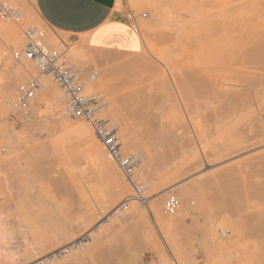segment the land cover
Masks as SVG:
<instances>
[{
	"label": "rangeland",
	"instance_id": "obj_1",
	"mask_svg": "<svg viewBox=\"0 0 264 264\" xmlns=\"http://www.w3.org/2000/svg\"><path fill=\"white\" fill-rule=\"evenodd\" d=\"M0 1L24 12L19 24L11 23L17 34L20 35L21 28L34 25L45 37L55 38L53 45L67 47L69 62L83 77H94L88 86L103 97L105 107L100 118L114 125L122 148L136 159L134 184L128 183L115 167L125 186L119 188L90 143L79 138V132L73 138L54 141L57 130L61 131L66 124L87 123L67 116L60 91L51 85L48 99L40 98L38 104L54 99L56 107L41 106L37 111L34 109L27 125L16 123L10 108L2 113L5 110L1 109V88L9 76L0 67L1 264L14 257L25 244L32 242L31 246L39 247L56 236L58 244L44 252L53 253L46 256L63 255L62 264H131L124 260L133 256L132 264H154L159 256L168 254L170 247L156 230L147 227L141 232L136 225L139 217L136 214L145 210L147 204L164 210L169 194H175L181 202L176 214L182 221L171 236L174 246L190 252V263L185 264H264V135L253 133L250 116L252 110L258 111L256 118L261 124L264 44L261 49L259 38L253 39L258 42L253 43L254 49L246 46L252 44L249 42L252 38L246 44H242L246 38L242 40L238 50L229 49L234 36L211 31L205 22L198 20L195 16L200 8L198 0H120L123 22H129V13L137 18L138 31H142L137 32L141 48H104L91 43L84 45L86 48L83 46L86 60L70 59L69 52L79 42H72L36 21L33 11L30 12L32 0ZM172 9L174 14H170ZM215 9L212 12L209 9L208 14L220 18L225 8ZM28 10L33 14L29 16L32 23L28 21ZM153 14L162 19L154 20ZM164 15L174 21L177 18V29L181 31L170 28L173 25L168 23L169 18L161 17ZM197 37L200 42L196 41ZM11 47L0 40V52L6 53L8 65L10 52L15 49ZM255 48L256 52H252ZM137 57L148 61L142 62L145 60ZM131 64L132 68H128ZM184 67L188 69L186 72ZM167 73L185 85L184 93L182 86L181 89L180 85L175 86L176 81L171 84ZM200 73L212 75L209 78L215 86L219 82L216 88L207 89V85L200 83L202 79L197 77ZM187 75L192 81L183 84ZM22 80L21 76L15 77L13 95ZM194 85L203 93L193 88ZM58 97L61 99L56 100ZM58 103L64 105L60 111L65 115L59 112ZM8 121L18 130L16 138L9 136L12 142L4 131L10 125ZM89 129L95 138L90 126ZM9 148L15 150L11 152ZM7 162L14 165L7 166ZM169 189L173 191L167 193ZM48 213L55 219L59 217L58 223L51 216L47 218ZM43 216L51 219V226L46 223L48 220L43 221ZM55 224L64 232L63 237ZM199 248L204 252L191 254Z\"/></svg>",
	"mask_w": 264,
	"mask_h": 264
},
{
	"label": "bare ground",
	"instance_id": "obj_2",
	"mask_svg": "<svg viewBox=\"0 0 264 264\" xmlns=\"http://www.w3.org/2000/svg\"><path fill=\"white\" fill-rule=\"evenodd\" d=\"M156 1V0H155ZM158 1V0H157ZM166 1V0H165ZM165 1H163V2H165ZM168 2H170L169 0H167ZM166 1V2H167ZM185 2H186V0H184ZM190 1V0H189ZM193 1V0H192ZM199 2V4L201 5H199L198 3V5H199V10L197 11V12H195V16L196 17H198L199 19L198 20H201V22H205L204 23V25L205 26H207V28H209L211 31H214V32H219V31H223V32H225V33H227V34H231V35H233L234 36V38H235V40L233 41V43L231 44V47H229V49L231 48V49H233V50H238V49H240L239 47L241 46H239L238 47V45L242 42V40L243 41H245L244 39L246 38V42L244 43H242V44H246V43H248L247 42V39L248 38H252L249 42H251L252 44H250L249 45V43L246 45L248 48H249V46H251L250 47V49L249 50H251L252 48L254 49V47H253V43L254 44H256V42L257 41H254L255 40V38H259V40H260V48L262 49V46H263V44H264V0H198ZM29 2V1H28ZM171 2H173V1H171ZM175 2V1H174ZM182 2V1H181ZM188 2V1H187ZM196 2H197V0H196ZM27 5L26 6H30L31 4L29 3H26ZM32 4L34 5V0H32ZM165 4V3H164ZM169 4V3H168ZM182 4H184V3H182ZM185 4H187V3H185ZM195 4V3H194ZM33 5H31L29 8H30V12L32 13V11H33V14H34V18L36 19V21H39L40 23H43L42 25H46L42 20H41V18L38 16V14H37V12H36V9L34 8L35 6H33ZM157 5V4H156ZM160 5V4H159ZM158 5V6H159ZM166 5V4H165ZM170 5V4H169ZM172 5H173V3H172ZM172 5L170 6V8L172 7ZM168 5H166L165 7H167ZM173 6H175V3H174V5ZM183 6V5H182ZM197 6V5H196ZM222 7V8H225V11H224V9L222 10L223 12V14H222V17H221V14H220V18L217 16V15H211L210 13L212 12V10L211 9H215L216 7H218V8H220V7ZM177 7V6H176ZM175 7V8H176ZM33 8V9H32ZM168 8V7H167ZM186 8V7H185ZM27 9V8H26ZM177 9V8H176ZM187 9V8H186ZM211 10V12H210V10ZM164 10H166V9H164ZM173 11H170V14L172 13V12H175V9H172ZM216 10V9H215ZM188 11H190V10H188ZM208 11L210 12L209 14H208ZM28 12H29V10H28ZM28 13V21L29 22H34L33 20H32V18H29V16L31 15H33V14H31V13ZM166 12H167V10H166ZM192 12V11H191ZM176 13H179V12H176ZM183 13V12H182ZM188 13V12H187ZM172 14H174V13H172ZM180 14V13H179ZM193 14V13H192ZM191 14V15H192ZM19 15L21 16V17H24V12L22 11V10H19ZM159 15H160V13H159ZM185 15L183 14V17H184ZM194 16V15H193ZM214 16H216V17H214ZM161 17H163L164 19L165 18H167V20H168V18H169V16H161ZM186 17V16H185ZM184 17V18H185ZM195 17V18H196ZM27 18V17H26ZM151 18H154V20L156 19V20H159V19H162V18H160L159 16H157L156 14H153L152 15V17ZM182 18V17H181ZM193 18V17H192ZM163 19V20H164ZM174 19V18H173ZM173 19H171V18H169V21H168V23H170V24H172L173 25V27L171 26L170 28H172L174 31H176V32H180L181 31V29H180V31H178V27H177V24L176 23H178V21H176L177 20V18H176V20L174 21ZM166 20V21H167ZM27 21V22H28ZM188 21H189V19H188ZM193 21V20H192ZM191 21V22H192ZM153 23H154V21H152ZM157 22H159V21H157ZM180 23V22H179ZM184 23V22H183ZM194 23V22H193ZM197 23V22H196ZM202 23V24H203ZM176 24V25H175ZM185 24V23H184ZM191 24V23H190ZM178 25H180V24H178ZM191 25H193V24H191ZM199 26L201 25V24H198ZM34 26V25H33ZM167 26H168V24H167ZM176 26V27H175ZM190 26V25H189ZM198 26V27H199ZM182 27V26H181ZM181 27H179V28H181ZM186 27V26H185ZM184 27V28H185ZM188 27V26H187ZM191 27V26H190ZM190 27H189V29H190ZM193 27H194V25H193ZM195 27H196V25H195ZM183 28V27H182ZM192 29V28H191ZM184 31V30H183ZM138 32H140V31H138ZM142 32V31H141ZM140 32V33H141ZM168 32H173V31H171V30H169ZM175 32V33H176ZM190 32V31H189ZM188 32V33H189ZM223 32H219V33H223ZM185 33V32H184ZM188 33H186V34H188ZM171 34V33H170ZM176 35V34H175ZM175 35H174V37H175ZM183 35V34H182ZM179 36V35H178ZM185 36V35H184ZM193 36V35H192ZM191 36V37H192ZM47 37V36H46ZM170 37V36H169ZM173 37V38H174ZM187 37H188V35H187ZM196 37V36H195ZM172 38V39H173ZM179 38V37H178ZM177 38V39H178ZM198 38V37H197ZM196 38V39H197ZM183 39H184V37H183ZM189 39L191 40V38H190V34H189ZM254 39V40H253ZM0 40L5 44V46H12V47H14L15 49H19L21 46H22V44H23V41H22V39H21V37H20V35L19 34H17L15 31H14V28H13V26H11V23H3V22H0ZM174 40H175V38H174ZM195 40V39H194ZM194 40H192V41H194ZM187 41V40H186ZM196 41H199V38H198V40H196ZM201 41V40H200ZM199 41V42H200ZM254 41V42H253ZM46 42L47 43H49V44H54L55 42H56V40H55V38L54 37H52V36H48L47 38H46ZM185 42V41H184ZM226 42V41H225ZM179 43H181V42H179ZM192 43V42H191ZM227 43V42H226ZM230 42H228V44H229ZM258 43V42H257ZM263 43V44H262ZM59 44V43H58ZM57 43H56V47H61V45H58ZM146 44V43H145ZM183 44V43H182ZM198 44H201V43H198ZM262 44V45H261ZM63 45V44H62ZM84 45H87L86 43H85V41L84 40H81L76 46H75V48H73L70 52H69V54H68V57L70 58V59H77V60H79V59H81V60H86L85 59V51H84V49H83V46ZM172 45V44H171ZM181 45V44H180ZM184 45V44H183ZM182 45V46H183ZM191 45V44H190ZM193 45H195V43L193 44ZM230 45V44H229ZM176 46V45H175ZM245 45H243L242 47H244ZM246 46L243 48V50H245L246 49ZM256 46V45H255ZM11 47V48H12ZM85 47V46H84ZM171 47V46H170ZM179 47V46H178ZM185 47V46H184ZM192 47V46H191ZM237 47H238V49H237ZM264 47V46H263ZM86 48V47H85ZM173 48V47H172ZM194 48V47H193ZM257 48V47H256ZM255 48V50L253 51L252 50V52H256V49ZM195 49V48H194ZM197 49V48H196ZM178 50V49H177ZM186 50V49H185ZM226 50V49H225ZM242 50V51H243ZM264 49H262V51H263ZM173 51V50H172ZM176 51V50H175ZM187 51V50H186ZM231 51V50H230ZM261 51V50H260ZM4 51L2 50L1 52H0V67H1V70L4 72V73H8V76H9V79L5 82V85H3V87L1 88V96H2V104H1V109L2 110H5L4 112L2 111V113L4 114L5 112H6V110H8L9 108H10V105H11V103L13 102V100H14V96L15 95H13V93H11L12 91H11V89H12V86H13V84H14V82H15V77H17V76H21L22 78H24V75H23V71L21 70V68L19 67V66H15L14 64H12V62L10 63L9 61V64L10 65H8V63H7V56H6V53H3ZM181 52V51H180ZM203 52V51H202ZM207 52V51H206ZM205 52V53H206ZM258 52V51H257ZM109 53V52H108ZM149 53V52H148ZM182 53V52H181ZM199 53V52H198ZM248 53V52H247ZM87 54V53H86ZM91 54V53H90ZM200 54V53H199ZM225 54V53H224ZM249 54H250V52H249ZM92 55V54H91ZM95 55V54H94ZM174 55V54H173ZM205 55V54H204ZM209 55V54H208ZM226 55H227V53H226ZM240 55H241V53H240ZM245 55V54H244ZM90 56V55H89ZM97 56V55H96ZM141 56V55H140ZM144 56V55H143ZM168 56V55H167ZM220 56V55H219ZM246 56V55H245ZM250 56V55H249ZM169 57H170V55H169ZM180 57V56H179ZM206 57V56H205ZM204 57V58H205ZM225 57V56H224ZM98 58V57H97ZM138 58V57H137ZM135 59V60H145V61H142V62H146V61H148V59L147 58H144V57H142L143 59H140V58H138V59ZM171 58V57H170ZM169 58V59H170ZM182 58V57H181ZM246 58H247V56H246ZM89 59V58H88ZM154 59V58H153ZM175 59V58H174ZM179 59V58H178ZM203 59V58H202ZM201 59V60H202ZM93 60V59H92ZM128 60V59H127ZM180 60V59H179ZM183 60V59H182ZM200 60V59H199ZM198 60V61H199ZM204 61H206L205 59H203ZM207 60H208V58H207ZM214 60V59H213ZM256 60V59H255ZM131 61V60H130ZM141 61H137L138 63L139 62H141ZM175 61H177V60H175ZM168 62V61H167ZM197 62V61H196ZM215 62V61H214ZM217 62V61H216ZM250 62H251V60H250ZM127 63H129V62H127ZM176 63V62H175ZM224 63H225V60H224ZM121 64V63H120ZM122 64H124V63H122ZM140 64V63H139ZM142 64V63H141ZM147 64V63H146ZM193 64V63H192ZM195 64V63H194ZM193 64V66H195ZM204 64V63H203ZM220 64V63H219ZM73 65V64H72ZM212 65V64H211ZM221 65H222V63H221ZM226 65H227V63H226ZM132 66V64L131 65H129V67L128 68H130ZM170 66V65H169ZM177 66V65H176ZM182 66L183 65H181V68H182ZM198 66H199V64H198ZM146 67H147V69H150L151 70V66L149 65V64H147L146 65ZM207 67V66H206ZM214 67V66H213ZM132 68V67H131ZM140 68V67H139ZM185 68V67H184ZM198 68V67H197ZM133 69H136V67L134 68V66H133ZM177 69V68H176ZM183 69V68H182ZM182 69H181V71H182ZM212 69V68H211ZM218 70H220V68L218 67L217 68ZM226 68L224 67L223 68V70H225ZM178 70V69H177ZM186 70H188L187 68H185V72H186ZM196 70V69H195ZM222 70V69H221ZM220 70V71H221ZM184 71V70H183ZM194 71V70H193ZM164 72L165 71H161V74H164ZM203 72H205V71H203ZM207 72V71H206ZM223 72V71H222ZM193 73V72H192ZM210 73V72H209ZM208 73V74H209ZM216 73V72H215ZM241 73V72H240ZM187 74H188V72H187ZM194 74V73H193ZM205 74L208 76V74L207 73H200L199 75H201V78H200V76L199 75H197V77L199 78V80L200 79H202L201 81H199L200 83H203V84H205V85H207V89L210 87V86H212V87H215L216 88V86H217V84L219 83H217L216 84V86H215V83L209 78V77H211V76H209V77H207V76H205ZM211 74H213V73H211ZM225 74V73H224ZM223 74V75H224ZM94 75V74H93ZM169 74L167 73V78L171 81V84L173 83V81H176L175 79H173L174 77L171 75V73H170V75L168 76ZM180 75H181V73H180ZM182 75H185L184 73L182 74ZM190 75V74H189ZM11 76V77H10ZM96 76V75H95ZM203 76V77H202ZM214 76V75H213ZM184 77V76H183ZM183 77H181V78H183ZM187 77H188V75H187ZM94 77L92 76H90V77H87V79H88V85H89V83L91 84V81H92V79H93ZM166 78V79H167ZM217 78V77H216ZM215 77H213V79H216ZM178 79H179V77H178ZM192 78L191 77H188V78H184V80H183V84H186V83H188V82H190V81H192L191 80ZM195 79V78H194ZM193 79V80H194ZM197 79V78H196ZM180 80V79H179ZM170 81H169V83H170ZM216 81V80H215ZM219 81V80H218ZM177 82V81H176ZM181 81H179V82H177V85H175L176 83L174 82V85L175 86H179L181 83H180ZM168 83V82H167ZM180 83V84H179ZM193 83V82H192ZM195 83H197V82H195ZM214 84V85H213ZM50 85L51 86H54V85H52L51 83H50V81H48V80H45L44 81V90L37 96V99H36V101H35V104H34V106H33V108H32V110L34 111V109H36L35 111H37L38 109H41L42 107L41 106H44V109L45 108H49V107H56V105H54L55 104V100L53 99H51V100H46V101H44V103L41 105V104H38V100H39V102H41L40 101V98H47L48 99V96H49V91H50ZM170 85V84H169ZM173 85V86H174ZM220 85V84H219ZM229 85V84H228ZM92 86V85H91ZM170 86H172V85H170ZM182 85H180L179 86V89H181V88H183V90H182V92L184 91V86L185 85H183L182 87H181ZM195 86V85H194ZM55 87V86H54ZM53 87V88H54ZM181 87V88H180ZM197 87H199L198 85H197ZM211 87V88H212ZM222 87V86H221ZM56 88V87H55ZM172 88V87H171ZM193 88H195L196 89V86L195 87H193ZM175 89H176V87H175ZM178 89V88H177ZM198 89V88H197ZM196 89V90H197ZM210 90H212V89H209V93H211L210 92ZM197 91H201L202 92V90H197ZM204 91H205V89H204ZM177 92V91H176ZM214 92H217L216 90H214ZM174 93V92H173ZM180 93V92H179ZM184 93V92H183ZM200 93V92H199ZM203 93V92H202ZM213 93V92H212ZM60 94H61V92H60ZM182 94V93H181ZM197 94V93H196ZM205 94V93H204ZM208 94V93H207ZM170 95V94H169ZM178 95V94H177ZM193 95H194V93H193ZM61 96H62V94H61ZM179 96V95H178ZM185 95H183V97H184ZM190 96H191V93H190ZM189 95L187 96V97H190ZM196 96H198V94L196 95ZM63 98V97H62ZM177 98V97H176ZM175 98V99H176ZM179 98V97H178ZM193 98H194V96H193ZM59 99H61V98H56V100H59ZM64 100V99H63ZM184 100V99H183ZM182 100V101H183ZM180 102H181V100H180ZM260 104L259 105H262V104H264V95L263 96H261V98H260ZM183 104V103H182ZM58 106H59V112H62V111H60L61 109H63V107H64V105L63 104H61V103H58ZM178 107V106H177ZM8 108V109H7ZM64 112L66 111L65 110V108H64V110H63ZM41 112V111H40ZM64 112H62V114L63 115H65L64 114ZM258 111H256V112H254L253 110L251 111V113H250V116L252 117H250L251 119H252V126H251V130L253 131V133L255 134H258L259 136L262 134V135H264V124L261 122V124L259 123V121H258V119L256 118V115L258 114L257 113ZM2 114V115H3ZM7 114V113H6ZM60 114V113H59ZM260 114V113H259ZM61 115V114H60ZM255 119H257V120H255ZM12 120V119H11ZM27 122H29L28 120H24V121H21L20 122V125H27ZM63 122H65V119L63 120ZM10 123H12V121L11 122H9L8 121V124H10ZM15 123V122H14ZM16 123H17V121H16ZM13 125H15V124H13ZM13 125H7L4 129V131H5V134H6V138L7 139H9L11 142H12V138H10V137H13V136H15V137H13V138H16L17 136V132H18V130H17V132H16V130L14 129V126ZM19 125V124H18ZM19 125V126H20ZM21 127V126H20ZM16 129H19V128H16ZM79 132V138L80 139H82V140H87V141H85V142H88V143H90L89 145H90V148L93 150V152H94V154L102 161V163H103V165H104V167L111 173V175L113 176V180L115 181V183L118 185V187L119 188H121L122 186L123 187H125L124 186V184H123V181L121 180V177H120V175H119V172H117V170H116V168H115V166H114V164L108 159V157L106 156V153H105V151H104V148H103V145H102V143L100 142V141H98V140H96L95 138H93L92 137V133H91V131H90V129H89V126H87V124H66L65 126H63V129L60 131V130H57V133L55 134L57 137L54 139V141H59V140H63L64 138H67V137H75L74 136V133H78ZM51 135V134H50ZM49 135V136H50ZM261 135V136H262ZM10 136V137H9ZM78 137V136H77ZM262 138V137H261ZM69 139V138H68ZM67 139V140H68ZM95 139V140H94ZM14 141V140H13ZM62 142V141H61ZM9 150L12 152L13 150H15V148H9ZM22 150H24V149H22ZM22 150H20L19 149V151L20 152H23ZM19 151H17L18 153H20ZM16 152V151H15ZM17 153V154H18ZM21 154V153H20ZM19 155V154H18ZM13 156H14V154H13ZM9 157H11V156H9ZM8 159V158H7ZM12 159V158H11ZM14 159V158H13ZM5 161H6V158H5ZM8 161V160H7ZM8 164H7V166L9 165V163L12 165L13 164V162H7ZM15 163V162H14ZM37 163V162H36ZM14 165V164H13ZM12 165V166H13ZM17 165V164H16ZM39 165V164H38ZM37 166V165H36ZM10 167V166H9ZM15 167V166H14ZM35 167V166H34ZM114 167V168H113ZM13 168V167H12ZM38 169H39V166L37 167ZM35 170V169H34ZM40 170V169H39ZM34 172V171H33ZM37 172V171H36ZM130 188V187H129ZM123 190V189H122ZM171 191H173V189H169V191H167V193L168 192H171ZM133 198H137V197H133ZM160 200V199H159ZM160 202H161V200H160ZM155 204H153V205H149V204H147L146 205V209L145 210H140V211H138V214H136V216L138 215L139 217L136 219V225L138 226V228L141 230V232L143 231V230H145V229H147V227L148 228H152V229H154V230H156L157 231V233H159L163 238H164V240H166V242H167V244L169 245V247H170V250H169V252H168V254L166 255V256H159L158 257V259H157V261H155L154 262V264H185V263H190V252H186L185 250H182V249H180V248H178V247H176V246H174V244H173V242H172V236H171V232H173V230L177 227V225H178V223H180L181 221H182V219H180L179 217H178V215L175 213V214H173V215H169V214H167L163 209H162V207H161V209H158L156 206H154ZM54 213V212H53ZM49 214V213H48ZM52 214V213H51ZM57 214V213H56ZM56 214L54 215V216H56ZM48 216L50 217L51 215L49 214V215H47V218H48ZM59 216V215H58ZM136 216H134V218L136 217ZM44 217V220L43 219H41L40 221H46V220H48L46 223L48 224V225H50L51 226V224L49 223L50 221L49 220H51V219H45V216H43ZM52 217V216H51ZM50 217V218H51ZM57 217V216H56ZM52 218H54L53 220H55V222H56V220H57V218H59V217H57L56 219H55V217H52ZM61 219V218H60ZM43 222V223H44ZM52 222V221H51ZM61 222V221H60ZM46 223H45V225H46ZM56 223H58V222H56ZM53 225V224H52ZM56 225V224H55ZM60 225V224H59ZM47 226V225H46ZM57 226V225H56ZM58 227V229H59V226H57ZM62 227V226H61ZM51 229H53V228H51ZM62 229V228H61ZM63 229H64V227H63ZM53 232L55 231V230H52ZM58 231H60V232H62L60 229L58 230ZM57 231V232H58ZM63 231H66V229L65 230H63ZM59 232V233H60ZM67 232V231H66ZM66 232H65V234H66ZM262 232H263V230H262ZM54 233H56V232H54ZM63 233V235H61L62 237L64 236V232H62ZM61 233V234H62ZM69 234V233H68ZM145 234H147V233H145ZM58 235V234H57ZM60 236V237H61ZM57 237V236H56ZM56 237H55V239H56ZM54 239V237L51 239V240H47L48 242H46L45 240V242H42L41 244L42 245H40L39 247H36L37 245H34L33 244V246H31V243L32 242H30L29 244H25L24 246H23V249H21L19 252H17L16 253V255L14 256V257H12V258H10L9 260H7V261H5V262H3L2 264H13V263H20L22 260L24 261V263L25 264H29V263H31L32 261H34V260H36V259H39V258H41V257H44V256H46V255H48V254H51L52 252H47V253H45L44 251H46V250H49V249H51L52 247H54V246H56L57 244H58V242H57V240H55ZM27 240V239H26ZM64 240V239H63ZM59 241V240H58ZM27 242V241H26ZM28 243V242H27ZM60 243V242H59ZM143 247V246H142ZM144 248H146V247H144ZM200 250H198V249H194L192 252H191V254H193V253H195V254H197V253H200V251L202 250L203 252H204V250L203 249H201V248H199ZM65 252V251H64ZM61 253V252H60ZM53 254V253H52ZM58 256V258H57V260L55 261V263L54 264H62V262H63V258H64V256L62 255L61 256V254H58L57 255ZM57 256H55V257H57ZM134 257V256H133ZM133 257H129V258H125V260H124V262H129L130 261V263L132 264V260H134L135 258H133ZM126 262V263H127ZM22 263V262H21ZM20 263V264H21ZM23 263V264H24ZM1 264V263H0Z\"/></svg>",
	"mask_w": 264,
	"mask_h": 264
},
{
	"label": "built area",
	"instance_id": "obj_3",
	"mask_svg": "<svg viewBox=\"0 0 264 264\" xmlns=\"http://www.w3.org/2000/svg\"><path fill=\"white\" fill-rule=\"evenodd\" d=\"M21 18L18 8L0 1L1 22L19 24ZM127 18L131 29L137 33V18L132 13ZM20 37L22 46L10 52L12 64L19 66L24 75L16 86L14 100L10 105L12 117L18 123L29 120L33 116L32 108L37 96L44 90V81H50L62 94L67 116L90 126L94 137L102 143L108 159L128 183L134 184L136 159L122 148L114 125L100 118V112L105 107L103 97L89 89L87 77H83L69 62L67 47L64 44L56 47L47 43L44 32L32 25L21 28ZM261 122L264 124V113ZM180 206L181 202L175 194H169L164 201V211L169 215L175 214ZM55 259L54 256H44L29 264H54Z\"/></svg>",
	"mask_w": 264,
	"mask_h": 264
},
{
	"label": "crops",
	"instance_id": "obj_4",
	"mask_svg": "<svg viewBox=\"0 0 264 264\" xmlns=\"http://www.w3.org/2000/svg\"><path fill=\"white\" fill-rule=\"evenodd\" d=\"M120 0H34L38 16L46 26L72 42L84 40L99 47L133 46L141 42L123 22ZM130 32H129V30ZM133 34V35H132Z\"/></svg>",
	"mask_w": 264,
	"mask_h": 264
}]
</instances>
